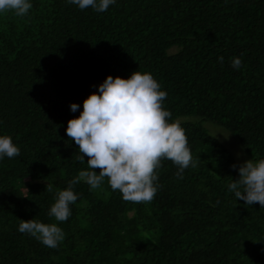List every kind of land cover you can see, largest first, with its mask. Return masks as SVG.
<instances>
[{
  "label": "trees",
  "instance_id": "obj_1",
  "mask_svg": "<svg viewBox=\"0 0 264 264\" xmlns=\"http://www.w3.org/2000/svg\"><path fill=\"white\" fill-rule=\"evenodd\" d=\"M30 2L27 17L0 14V136L21 153L0 160V264H264V208L229 192L238 162L204 127L264 159V0H116L103 13ZM134 71L167 92L198 166L179 179L165 160L150 204L125 202L107 180L103 191L80 182L71 217L56 222L55 192L87 169L68 121L107 76ZM30 219L58 223L64 241L52 249L20 233Z\"/></svg>",
  "mask_w": 264,
  "mask_h": 264
},
{
  "label": "clouds",
  "instance_id": "obj_2",
  "mask_svg": "<svg viewBox=\"0 0 264 264\" xmlns=\"http://www.w3.org/2000/svg\"><path fill=\"white\" fill-rule=\"evenodd\" d=\"M67 2L80 10L92 8L103 13L116 0ZM32 7L30 0H0V14L11 12L24 18ZM223 59L221 56L218 61L223 63ZM231 66L239 70L242 60L233 57ZM167 95L151 73L134 71L126 79L107 76L98 92L83 101V111L68 121L66 134L78 146L76 160L83 164L87 157V169L69 180L65 189L55 192L48 211L50 218L64 223L71 217V206L79 198L74 186L80 182L89 185L91 191H103L102 185L107 180L111 190L120 192L125 202L150 204L161 187L159 170L165 160L176 166L175 175L179 179H183L185 169L198 166L199 158L192 155L185 129L178 120H172L171 112L164 107ZM79 108L76 103L70 104L72 112ZM20 154L11 136H0V160ZM231 167L238 170V179L229 183V192L245 205L258 203L264 208V159H248ZM45 190L53 192V185L46 183ZM58 223L21 220L18 231L56 249L65 239Z\"/></svg>",
  "mask_w": 264,
  "mask_h": 264
},
{
  "label": "rangeland",
  "instance_id": "obj_3",
  "mask_svg": "<svg viewBox=\"0 0 264 264\" xmlns=\"http://www.w3.org/2000/svg\"><path fill=\"white\" fill-rule=\"evenodd\" d=\"M204 127L211 135L223 142V144L230 150L238 164L244 162L245 160L253 159L250 154L246 153L242 149L238 141L224 129L210 122H205Z\"/></svg>",
  "mask_w": 264,
  "mask_h": 264
}]
</instances>
